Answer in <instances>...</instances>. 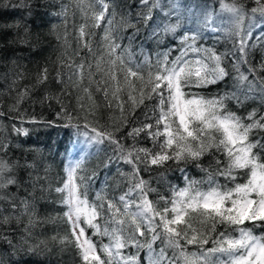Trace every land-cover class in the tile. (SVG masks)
<instances>
[{
  "label": "trees",
  "instance_id": "trees-1",
  "mask_svg": "<svg viewBox=\"0 0 264 264\" xmlns=\"http://www.w3.org/2000/svg\"><path fill=\"white\" fill-rule=\"evenodd\" d=\"M23 2L29 7H19L22 0H0V161L6 162L11 169L4 175L16 181L0 188V264H82L72 242L70 222L66 217L68 209L62 202L64 193L57 191L66 182L69 162L73 160L71 152L77 145L76 125H80L81 130L88 124L89 131L91 127L113 131L126 149L135 146L156 151L146 132H141L135 139L128 135L133 128L155 123L150 108L156 100H145L144 105L133 108L128 100V89L124 88L119 93L123 112L117 107V101L111 96L112 82L104 83L108 79L104 72L109 69V56L103 40L107 24L102 22L99 27H93L92 11H99L95 0ZM106 2L109 4L106 20L115 14L112 35L120 45L117 53L122 54V50L127 49L132 63L143 66L145 78L149 71L156 70L157 61L166 56L171 62L181 55L185 35H197L199 44L217 53L234 51L233 38L229 35L234 31V25L229 22L232 21L230 13L223 14L226 25L216 33L210 32L205 25L207 15L222 10V0H158L159 6L152 9V18L147 22L142 19L147 8L140 0ZM230 2L223 0V3ZM241 2L246 10L257 7L255 0ZM81 25H86L83 38L80 36ZM172 26L175 31L165 30ZM262 29L264 24L248 39V63L240 65V71L248 75V81H254L252 91H247L248 82L239 90L235 87L232 59L225 62L229 76L223 81L190 91L208 98L235 91L242 103L228 100L229 110L242 118L252 112L257 114L256 118L264 115ZM21 39L26 42L21 43ZM85 43L89 44L91 51L84 47ZM145 61L150 63L145 64ZM80 64L84 65L82 79L77 67ZM249 67L255 69V73L249 74ZM116 72L122 81L118 67ZM44 76L46 79H42ZM135 83L139 87V82ZM104 88L109 91L107 99ZM146 113L150 118H146ZM245 122L250 121L245 119ZM117 127L119 131H115ZM258 136L264 137V132L254 130L250 139L255 140ZM115 149L116 145L106 140L80 163L78 175L94 174L89 188L90 201L97 193H103L109 199L119 197L129 187L126 175L131 172V166L114 158L117 155ZM253 151L258 152L264 162V151ZM219 158L223 163L224 157L220 155ZM200 164L209 170L214 169V165L210 167L211 155L202 157ZM140 176L150 180L151 187L156 189L148 194V199L159 209L165 207L164 202L159 201L160 196L171 199L173 189L187 186L185 176L188 180L205 181L198 185L202 190L209 187L207 174L196 167L195 162L185 164L169 160L164 166H151L148 171L141 165ZM216 179L221 185L225 184L224 177ZM245 179L243 172L237 174L238 183L245 182ZM23 201L28 204L27 212L23 209ZM13 204L16 207H12ZM200 219L193 215V228L201 227ZM245 226L251 225L246 223ZM86 231L99 250L101 237L94 236L90 228ZM221 231L224 226L218 225L216 233ZM254 232L264 235V227L255 228ZM103 242L108 243V238L103 237ZM160 246L157 241L154 248L158 250ZM212 246L209 240L205 248ZM187 250L195 252L198 249L196 245H187ZM123 251L126 255L137 254L134 247ZM168 255H172L170 249ZM138 259L139 264H149L146 248L138 253Z\"/></svg>",
  "mask_w": 264,
  "mask_h": 264
},
{
  "label": "snow or ice",
  "instance_id": "snow-or-ice-1",
  "mask_svg": "<svg viewBox=\"0 0 264 264\" xmlns=\"http://www.w3.org/2000/svg\"><path fill=\"white\" fill-rule=\"evenodd\" d=\"M95 3L99 5V11H92L93 27H99L102 22L107 24L103 40L109 56V69L104 72L108 78L104 83L112 82L111 96L121 112L123 103L119 101V93L124 88L128 89V100L133 108L144 105L145 100H156L150 108L155 123L142 124L128 135L135 139L141 132H146L157 150L135 146L126 149L115 138L113 131H101L96 127H91L89 131L88 124L81 130V126L76 125L77 135L83 136L86 141L102 144L107 140L116 145L117 155L114 158L131 166V172L126 175L129 182L127 191L113 199L97 193L94 200H89L94 174L78 175L81 168L79 162L68 168L66 182L57 189L64 193L62 202L68 209L66 217L70 222L72 242L82 264H139L138 253L145 248L149 264H264V235L254 232L255 228L264 227V162H261L259 153L253 151H264V137L250 139L254 130L264 132V115L256 118L257 114L252 112L247 118H242L229 110L228 100L242 103L235 91L211 98L190 91L217 84L228 77L225 62L229 59L234 60L232 68L236 73L237 90L248 82L247 91H252L254 81H248V75L240 71V65L248 63L247 41L252 28L264 20V0H255L257 7L250 10L245 9L241 0H231L230 3H223L222 0L221 9L231 14L234 24V31L229 32L234 51L217 53L214 49L196 47L197 35H185L182 43L186 46L182 54L171 62L166 56L157 61L156 70L149 71L147 78L142 73L143 66L132 63L127 49L122 50V54L117 53L120 45L112 35L115 14L112 13L106 20L109 4L106 0H95ZM140 3L147 8L142 15L147 22L152 18V9L159 6L158 0H140ZM19 7L29 5L22 0ZM249 11L253 19L258 14L261 20L244 28ZM210 20L211 17H206V22ZM85 27H80L81 38L86 35ZM165 30L175 31V27ZM20 42L26 41L21 39ZM84 47L91 51L89 44L85 43ZM189 53L192 58H189ZM149 63L145 61V64ZM77 67L82 79L84 65ZM117 67L122 73V81L117 77ZM247 72L253 74L255 69L249 67ZM135 81L139 82V87ZM261 85L264 86V80H261ZM84 91L88 93L87 88ZM104 94L107 99L108 88H104ZM145 115L150 118L149 113ZM245 119L250 122L246 123ZM160 137H163L162 141ZM205 155L212 156L210 167L214 165L213 170L201 166L200 160ZM220 155L224 157L223 163ZM169 160L185 164L195 162L196 167L207 174L209 187L202 190L198 185L205 181L188 180L185 176L187 186L173 189L171 199L160 196L159 201H163L165 207L159 209L148 199V194L156 189L151 187L150 180L140 176L141 165L148 171L151 166H164ZM10 171L8 164L0 161V188L16 183L4 175ZM239 172L246 177L243 183L237 182ZM221 176L225 179L223 185L216 179ZM22 204L27 212V202ZM193 215L201 217V227L193 228ZM246 223L251 226H245ZM218 225H223L224 231L216 233ZM88 228L93 230L94 236L101 237L99 250L88 236ZM213 233H216L215 236ZM103 237L108 238V243L103 242ZM209 240L213 246L205 248ZM157 241L161 244L158 250L154 248ZM187 245H196L198 250L189 252ZM129 247L136 248L137 254L126 255L123 250ZM169 249L171 256L168 255Z\"/></svg>",
  "mask_w": 264,
  "mask_h": 264
},
{
  "label": "rangeland",
  "instance_id": "rangeland-1",
  "mask_svg": "<svg viewBox=\"0 0 264 264\" xmlns=\"http://www.w3.org/2000/svg\"><path fill=\"white\" fill-rule=\"evenodd\" d=\"M224 13H227V12H224L222 10H219V11H217L214 14L207 15V17H211V20L210 21H207V22L205 21V25H207L209 27V31L210 32L216 33L218 31H220L223 26L226 25V23L223 22V19H224L223 18V14ZM205 20H206V18H205ZM257 20H261V18L259 17V15H256L255 19H253L252 18V15L251 14H248V17H246V19L244 21L243 27L244 28H248L253 23H255ZM229 22L231 23L232 26L234 25L232 21H229ZM263 24H264V20H261V23L260 24H258L255 28H252L251 36L254 34V31H257L258 29H260V27ZM257 34L260 35L261 33H258L257 32ZM195 46L196 47H200V48H207L204 44H202V43L199 44L197 42V40L195 41ZM181 54H182V52H181ZM189 58H192V54L191 53H189ZM75 136H77V138H76V144L77 145H76V148L71 152L72 153L71 158L73 160L69 162L68 168L70 166L74 165L77 162H79V163L83 162L84 159H85V157H86V155L89 152H92L94 150H97L98 147L100 146V144H96L94 142H88V141H86V139L83 136H79V135H77V133H75Z\"/></svg>",
  "mask_w": 264,
  "mask_h": 264
}]
</instances>
